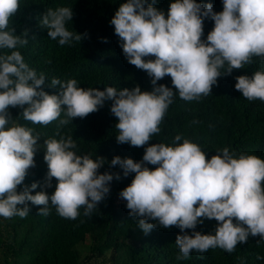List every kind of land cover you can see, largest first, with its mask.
<instances>
[{
    "label": "clouds",
    "instance_id": "9594fccd",
    "mask_svg": "<svg viewBox=\"0 0 264 264\" xmlns=\"http://www.w3.org/2000/svg\"><path fill=\"white\" fill-rule=\"evenodd\" d=\"M154 3L127 0L111 20L128 63L151 78V92H142L140 87L85 90L77 87L75 79L62 82L54 78L50 86H59L60 91L50 95L42 89L45 76H37L19 51L0 55V217L25 218L31 211L29 202L42 206L38 215L47 216L51 204L65 219H77L82 207L89 216L110 192L114 179L113 174H99L103 158L76 155L71 150L77 147L71 136L52 138L44 141L48 168L44 188H51L54 178L55 190L51 195L46 191L33 195L40 185L29 187L24 181L29 169L35 167L39 135L17 126L10 107L23 109L24 120L43 126L56 121L63 111L65 118L59 121L63 126L86 118L103 107L105 100H111V113L118 119L117 143L143 147L159 133L173 102V88L181 99L196 100L211 93L221 77L220 69L227 66L230 75L250 64L253 56L264 58V0H222L219 13L211 3L203 5L196 0H175L167 14ZM19 6L20 0H0V49L12 50L28 43L24 38L27 31L16 35L15 29H9ZM72 19L68 7L48 9L39 26L64 46L83 38L66 29V21ZM205 19L214 21V28L203 40ZM149 57L155 59L146 61ZM165 77H171L172 88L156 86ZM236 81L235 89L244 98L264 101V72L238 76ZM181 139L177 135L171 147L163 143L147 147L141 162L119 156L111 161V166H120L124 177L135 173L119 196L127 202L129 215L138 219L139 228L149 234L157 225L149 220L165 229L179 228L185 234L176 238L178 260L187 259L192 250L204 253L218 247L232 253L238 243H247L250 235L264 239V161L254 155L234 158L227 148L209 160L197 144L188 139L180 144ZM145 165L157 167L151 170ZM21 185L23 190L18 191ZM205 219L218 222L214 235L194 231ZM189 229L191 235L185 232Z\"/></svg>",
    "mask_w": 264,
    "mask_h": 264
},
{
    "label": "trees",
    "instance_id": "16d2710c",
    "mask_svg": "<svg viewBox=\"0 0 264 264\" xmlns=\"http://www.w3.org/2000/svg\"><path fill=\"white\" fill-rule=\"evenodd\" d=\"M127 0H20L17 14L10 19L9 29H15L16 35H28L27 45L16 49H0V55L19 51L24 62L37 76H45L43 91L58 95L60 88L51 87L52 79L62 82L75 79L78 88L105 91L114 87L117 91L140 87L142 92L153 91L148 74L128 63L120 46L121 41L115 35L111 20L122 3ZM175 0H155L158 10L167 14L170 3ZM207 5L211 3L216 13L223 11L222 0H196ZM152 4V0H148ZM147 7V4L145 5ZM68 7L73 11V19L66 21V29L80 34L81 41L73 40L61 46L57 40L48 37V29L39 26V19L48 9ZM203 40L214 28V21L204 20ZM107 42H104V41ZM155 59L154 57L145 58ZM256 71L264 72V58L253 56L250 64H244L239 70L227 74V66L220 69L221 77L212 87L211 93L199 99L185 101L173 88L174 96L165 116L159 125L160 131L151 136L143 147L117 143L119 135L115 125L118 119L111 113V100H105L103 107L86 118H76L67 125L60 126L61 116L47 126L33 124L22 117L23 109L9 108L12 121L17 126L32 129L33 135H39L38 151L34 157L35 167L29 169L24 184L38 183L32 192L46 191L51 195L52 187L44 188L48 171L44 161L48 139L72 137L76 144L71 149L78 156L88 155L91 159L103 158L104 164L99 174H113L110 192L93 210L91 215H80L75 220L60 217L56 209L49 204L47 216L38 215L39 208L30 202L31 211L25 218L14 216L10 219L0 217V264H91L93 260L105 259L108 251L113 264H264V239L248 237L247 243H238L232 253L220 248H210L204 253L192 250L187 259L178 260L180 249L176 245L180 229L173 226L165 229L157 224L149 234L138 226V219L129 215L126 201L120 192L135 177V173L124 177L119 165L111 166V161L119 156L141 162L145 149L157 143L175 146V137L197 144L207 159L222 154L227 148L234 158L241 154L254 155L264 161V101H249L235 89L236 77H251ZM166 85L172 88L171 77H165L156 86ZM66 107V106H63ZM59 133V134H57ZM151 170L157 166L145 165ZM119 174L120 179H115ZM264 188V182H262ZM23 185L18 186V191ZM198 206V205H197ZM235 223V221H234ZM218 222L205 219L194 231L201 234H215ZM191 235L193 230H185ZM90 240L87 242V240ZM86 253H83V250ZM257 257H261L258 259Z\"/></svg>",
    "mask_w": 264,
    "mask_h": 264
},
{
    "label": "rangeland",
    "instance_id": "374dc122",
    "mask_svg": "<svg viewBox=\"0 0 264 264\" xmlns=\"http://www.w3.org/2000/svg\"><path fill=\"white\" fill-rule=\"evenodd\" d=\"M1 220H2V217H1ZM89 241L90 240L88 239L87 242H89ZM83 253H86V250L85 249L83 250ZM104 257H105L104 260H102L101 258H98L97 260L96 259L93 260L91 262V264H113L112 263V260H111L112 258H111L110 251H108L107 254Z\"/></svg>",
    "mask_w": 264,
    "mask_h": 264
}]
</instances>
